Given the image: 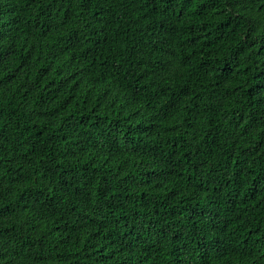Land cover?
Segmentation results:
<instances>
[{
  "label": "trees",
  "instance_id": "1",
  "mask_svg": "<svg viewBox=\"0 0 264 264\" xmlns=\"http://www.w3.org/2000/svg\"><path fill=\"white\" fill-rule=\"evenodd\" d=\"M0 264H264V0H0Z\"/></svg>",
  "mask_w": 264,
  "mask_h": 264
}]
</instances>
